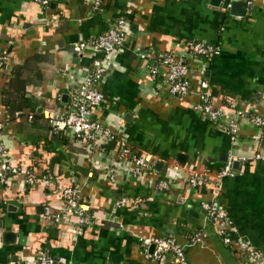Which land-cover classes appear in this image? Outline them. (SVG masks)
Segmentation results:
<instances>
[{
  "label": "crops",
  "instance_id": "obj_1",
  "mask_svg": "<svg viewBox=\"0 0 264 264\" xmlns=\"http://www.w3.org/2000/svg\"><path fill=\"white\" fill-rule=\"evenodd\" d=\"M0 0V114L1 90L11 70L21 66L24 92L34 111L14 114L0 131L6 155L0 158L35 174L54 172L80 189L93 220L73 231L74 219L46 222L42 207L61 209L56 189L42 184L27 186L13 181L0 189V264H35L41 248L61 257L62 264H164L145 255L140 238L171 236L184 245L190 264H243L247 254L225 245L216 224L205 217L203 201L213 194L215 174L232 158L233 176L221 183L220 205L235 231L264 256V160L261 129L249 118H264V0H253L243 16L216 6V0ZM121 20V24L117 22ZM117 27L125 34L121 47L108 42L104 49L73 51L81 40ZM190 40L218 45L210 58L194 56ZM173 52L190 67V88L171 96L160 78L147 77L138 52ZM107 58L98 84L102 96L93 118L113 137L92 144L74 139L71 131L43 130L49 109L56 119L70 108L75 91L90 73L92 62ZM205 79L213 106L221 111L217 121L202 119L193 110L199 82ZM35 113V114H33ZM233 118L238 131L232 136L227 122ZM132 151H146L154 158L141 176L132 173L127 157L117 154L118 140ZM238 161L236 166L233 162ZM196 171L208 176L190 186ZM114 176L109 181L107 176ZM90 173V175H88ZM159 179L171 188H154ZM120 196L126 203H116ZM117 224H121L120 229ZM197 229L207 232L203 244H192Z\"/></svg>",
  "mask_w": 264,
  "mask_h": 264
},
{
  "label": "built area",
  "instance_id": "obj_2",
  "mask_svg": "<svg viewBox=\"0 0 264 264\" xmlns=\"http://www.w3.org/2000/svg\"><path fill=\"white\" fill-rule=\"evenodd\" d=\"M230 0L225 4L226 8L230 6ZM250 5L253 0H244ZM48 0H41L43 5H47ZM101 4V0H93L91 9L97 10ZM121 24V20L117 22ZM125 41V34L117 27H109L106 30L91 36L85 40L76 42L72 49L75 52L84 48L104 49L109 42L114 47H121ZM188 51L194 56L210 58L213 54L219 52L218 45L206 43L202 41L190 40L186 43ZM141 59L145 61V70L147 77L151 80L160 78V83L171 96H182L186 94L190 88L189 72L190 67L183 62L182 58L173 52H138ZM4 51L0 53V67L4 62ZM107 58H97L92 62L90 73L83 79L75 91L73 102L70 108L66 109L59 119H56L49 109L42 111V116L51 123L56 131L67 128L71 131L74 139L84 144H92L98 138L107 139L113 137L112 132L96 121L92 116V110L102 101L101 93L98 89ZM200 90L198 92V100L193 104V110L199 114L202 119L208 121H217L221 116V111L213 106L212 97L208 91L209 84L205 79L199 82ZM30 117V116H29ZM250 120L257 125L261 131L259 144L260 150L254 155V159L264 160V118L260 115H249ZM2 127L0 115V128ZM227 130L234 137L237 134V123L233 118L227 122ZM117 154L119 157H127L132 165V173L135 176L143 175L154 158L153 154L146 151H132L123 139L118 140ZM6 151L0 143V158L5 157ZM232 158H230L223 168H221L214 178L213 194L209 200L201 203L205 217L211 219L217 227V233L221 241L227 246H236L242 253L247 254V259L243 264H264V256L257 249H253L250 244L241 236H233L235 231L225 208L220 205L218 200L221 192V183L225 177L233 176ZM90 175V173H88ZM112 181L114 176L111 172L107 176ZM208 176L196 171L191 172L188 178L190 186H198L205 183ZM13 181L22 182L27 186L42 184L45 187H53L56 189L60 198L62 207L57 212H52L48 206L42 207V217L46 222L58 223L62 220L74 219L73 231L76 234L81 233L83 226L88 225L93 220V215L88 204L81 198L80 189L76 184H69L63 181L61 177L54 172H47L37 177L32 170L24 169L18 165L10 164L2 160L0 163V189L5 188ZM154 188L162 191L171 188L168 180L159 179L155 182ZM128 200L125 196L116 199V203H126ZM121 229L122 225L117 224ZM207 239V232L203 229L196 230L189 238L192 244H203ZM142 246L147 248L152 245L151 253L145 256L156 261H162L165 255H170V262L164 264H190L184 251V245L178 243L171 236H151L139 239ZM35 264H62L61 257L50 255L47 251L38 248L34 251Z\"/></svg>",
  "mask_w": 264,
  "mask_h": 264
},
{
  "label": "trees",
  "instance_id": "obj_3",
  "mask_svg": "<svg viewBox=\"0 0 264 264\" xmlns=\"http://www.w3.org/2000/svg\"><path fill=\"white\" fill-rule=\"evenodd\" d=\"M21 66H16L11 70L10 76L6 79L3 88L1 90V101L4 105L3 117L1 116L2 127L5 126V123L8 119L13 118V115L18 114L21 110H27V117L30 116V112L34 111L32 104L29 98L26 96L24 92V86L26 84V80L20 77ZM35 114V113H33ZM1 115V114H0ZM45 125L43 130L49 132H58L54 129L53 125L48 121H45ZM0 128V131H1ZM24 169L32 170L31 166H25ZM33 171V170H32ZM47 173L46 170L41 171L40 174H36L37 177H40ZM73 184V183H70ZM199 230V229H197Z\"/></svg>",
  "mask_w": 264,
  "mask_h": 264
},
{
  "label": "water",
  "instance_id": "obj_4",
  "mask_svg": "<svg viewBox=\"0 0 264 264\" xmlns=\"http://www.w3.org/2000/svg\"><path fill=\"white\" fill-rule=\"evenodd\" d=\"M228 1V0H227ZM226 1V2H227ZM229 13L235 16H243L247 9V3L244 0H230ZM216 6L222 5V0H216L214 3ZM238 161L233 162V166H236ZM3 242H10L11 238L14 237V233L10 231H3L0 233ZM152 251V245L148 246V252Z\"/></svg>",
  "mask_w": 264,
  "mask_h": 264
}]
</instances>
